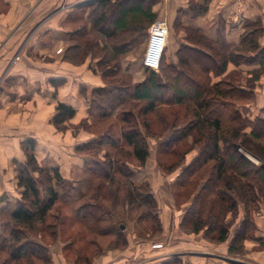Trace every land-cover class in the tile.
<instances>
[{
    "label": "trees",
    "instance_id": "1",
    "mask_svg": "<svg viewBox=\"0 0 264 264\" xmlns=\"http://www.w3.org/2000/svg\"><path fill=\"white\" fill-rule=\"evenodd\" d=\"M211 1L194 0L190 9L183 8L179 12L188 20L205 16ZM156 4V0H96L86 6L90 9L88 19L91 28H83L81 32L86 36H95L85 46L86 53L92 51V46L93 49L98 48L102 53L100 71L104 79L110 78L105 85L90 91L87 111L89 115L100 119L118 115L123 128L120 136L102 134L78 144L75 154L86 158L84 171L101 181L96 188L99 189L101 185L105 187L103 183H107L106 188L113 187L117 190L120 182L117 179L123 181L129 207L141 209L139 219L151 221L155 224L156 232L160 233L162 222L150 184L147 181L138 182L132 168L134 164L120 157L127 153L137 161L135 166L144 168L150 155L149 120L142 123L146 128L144 133L138 117L154 112L159 103L181 104L186 99H192L196 103L195 120L170 132L161 142L162 149L168 152L191 136L194 137L193 143L203 144L201 151L181 169L173 189L188 185L193 175L210 164L212 166L208 177L203 179L200 190L190 197L179 228L187 234L202 232L208 242L223 243L229 239L233 225L231 221H227V213L236 215L240 204H243L245 214L229 245V253L242 254L247 239L262 241V238L256 237L253 214L261 209L260 202L264 201V196L261 198L259 193L254 192L257 184L264 186V166L254 164L239 152V147L242 146L258 159L264 160V116L249 119L240 112L242 104L254 101L257 93L253 82L264 74V43L260 42L264 35V25L259 20L245 19L240 40L233 44L227 39L226 21L222 18L218 20L215 39L188 23L183 25L180 20L182 28L186 30L188 44L183 43L177 49L176 62L165 61L164 53L159 71L145 68L148 76L144 81L133 83L130 74L117 78L121 73V57L132 51L134 44L145 37L147 28L156 21ZM192 34H199L200 38L195 40ZM101 37L112 45H108V42L102 44ZM77 47L80 45L77 44ZM229 64L246 71L252 82L248 80L246 87L228 79L210 84L208 78H212L216 70L223 74ZM192 66L199 67L203 72V82L198 81L200 79H197ZM167 70L176 76L165 78L163 74ZM182 78L187 79L191 87L184 84ZM65 82L63 78L48 80L55 89ZM81 92L87 95L85 88ZM75 115L74 107L59 101L51 122L57 129H61ZM20 144L24 161L15 160L14 164L21 196L0 211V221H3L0 222V242L10 243L13 259L30 256L51 264L46 246L38 242L36 237L42 235L54 205L61 198L69 197L73 186L62 176L58 167L46 166L39 161L36 139L26 138ZM125 145L130 150L125 152ZM105 146L112 147L114 153L106 151L100 157ZM182 159L183 155L167 171L173 172L180 166L179 161ZM98 192L96 189L95 194L81 193L76 197L72 203L75 206L73 212L76 220L89 224L99 223L107 218L106 212L99 209L104 206L103 202L102 205L99 204L102 196ZM216 205L219 208H215ZM124 225L119 224L118 230L122 231ZM7 227H10L8 239L3 236V229ZM161 264L194 263L186 260L183 255L174 254ZM232 264L242 263L234 261Z\"/></svg>",
    "mask_w": 264,
    "mask_h": 264
},
{
    "label": "rangeland",
    "instance_id": "2",
    "mask_svg": "<svg viewBox=\"0 0 264 264\" xmlns=\"http://www.w3.org/2000/svg\"><path fill=\"white\" fill-rule=\"evenodd\" d=\"M95 1L96 0H34L28 8V13L23 17L19 25L23 27L22 29L27 31L30 28L29 38L31 34H39L40 32H43V30H49L44 32L45 35L47 34L44 40L47 45L46 47L48 48H45L44 50L36 48L34 50L32 48L30 51H27L25 55L26 58L31 61L30 64L38 67L40 70H50L53 76L54 74L57 76H64L62 74L65 72L67 74H80L88 79H94V81L100 84V86L105 85V82L109 81L110 78L104 79L100 71L102 68V61L100 60L102 53L98 48L93 49V46L91 47L92 51L86 53L87 47L85 46L95 36H86L81 32L83 31V28H91V23L88 19L90 9L86 6L91 5ZM156 1L157 4L154 6V10L158 14L156 21H165L169 25L165 61L172 63L174 59L176 60L175 52L180 48L181 44H188L185 38L187 35L186 30L182 28L180 23L181 20L184 25L188 23V19L179 11L183 8L190 9L192 4L194 5V0ZM200 2H202V0H200ZM225 23L229 25V28H232L240 23V21H234V19L229 18V22L226 21ZM242 25L243 23H241L240 27L238 25L239 28L236 35L239 36L237 40H229L233 44H237L240 40V34L243 32ZM148 30L149 27L146 30L145 37L134 44L132 51L121 57V73L117 78L123 77L124 74H130L133 83L142 82L147 78L148 74L145 72L142 59L148 45ZM50 34L51 36H49ZM191 36L195 40L200 38L199 34H192ZM263 39L264 35L260 38L261 43H263ZM100 40L102 44H107L108 42V45H112L111 42L102 37ZM0 42L1 50L7 41L0 39ZM77 44L80 45V47H77ZM100 46L101 44L99 43V47ZM192 68H194L197 79H200L198 81L203 82V72H201L197 66H192ZM163 76L170 79L174 78L176 75L170 70H167ZM211 77L212 78H208L210 84L221 79H228L233 81L234 84L246 87L248 80L252 82L247 72L241 70L240 67H236L234 64H229L227 70L223 74H220L216 70ZM111 78L114 79V77ZM57 79H62V77H58ZM182 80L184 84L191 87V83L187 79L182 78ZM8 81L11 82L12 80L8 78L4 79L3 86L5 85L8 88H11L13 85H6V82ZM253 85L257 92L264 93V74L258 81L253 82ZM64 86L65 83L57 89L51 86L53 88V98L56 100L54 101L55 106L51 105L49 108V106L45 105L42 107L46 112L52 113V116L49 119V123L52 125V130H48L49 132L47 131L51 137L48 138L57 141L60 145L61 143L62 145L65 143V154L68 156L67 162L68 164L72 163L75 165L76 162L74 161L71 152H73L74 149L75 153V147L78 144L91 140L95 136L102 134L109 133L120 136L123 123L120 121L118 115L100 119L97 116L89 115L87 111V114H82L83 117H73L63 124L61 129H57L51 120L56 113L57 102H59V99L61 98L60 96L64 94L63 91L60 94V91L63 90ZM83 88L87 90V95L81 92V96L86 97V99L87 97L90 98L91 90L86 87H81L80 90ZM70 90L72 89L70 88ZM2 92L3 90L0 88V95H2ZM171 96H173L172 93ZM29 103L31 102H28L27 104L21 103L22 105L19 106L18 109L21 118L25 116L26 121H28L27 116L30 115L29 113L36 112L35 115H37L39 108L36 104L29 107ZM251 109H253L252 111L254 112V115L251 113ZM136 110H138V108H136ZM9 111H11V107ZM195 111L196 103L192 99H186L181 104H157L154 112L149 113L147 116L143 115L144 117H138L144 133H146V128L142 126V123L145 120H149L147 123H149L148 129L150 131V135H148L150 155L145 167L138 168L135 166L137 161L133 159V157H129L127 153L122 155L123 157H120L122 160L128 161L132 165L134 164L131 166L135 172V179L138 182L147 181L150 184L151 191L158 203L159 216L161 213L158 202L160 197L168 200L169 203L173 202L175 207H177V211H181L183 214L185 208L190 202V197L193 193L200 190L204 181L203 179H206L210 173L209 170L212 164L193 175L188 185H180L173 189V184L181 169L187 166L192 158L201 151L203 144L202 142L193 143L192 141L194 137L191 136L173 146L169 152L162 149L161 142L163 138L168 136L170 132L183 128L189 122L195 120ZM240 112L243 116L248 117L249 119H254V117L257 116L255 115L256 113H258V116H264V95L259 97L255 96L254 101L242 104ZM45 115L47 117V113ZM35 118L37 119V117ZM30 120H33V117H30ZM38 123L39 122L36 121V126ZM29 131L30 129H23L21 135ZM44 133L45 132H43V134ZM262 142H264V140ZM124 148L125 152L130 150V147L126 145ZM106 151L111 154L114 153L112 147L105 146L100 157H102L103 153ZM239 152L256 165L264 162L263 159H258L254 154H251L242 148V146L239 147ZM181 155H183V159L182 161H179L180 166H178L173 172L169 173L167 168L175 166ZM69 157L72 158L70 159ZM79 157H82L85 162V157ZM61 159L60 155L56 154L54 158L52 157L46 162V166L57 167V164ZM18 162H23V160ZM83 168H81V170H77L76 168L72 171L69 170V177H64L62 175L65 179L71 182L73 189L71 190L69 197L61 198L54 205L48 215L47 224L44 227V231L41 233L42 235L36 237L38 242L46 246L48 255L51 258V264H156L158 261L157 256H159L158 254H161L160 250H163L162 247L155 248L156 244H161L163 246L162 243H164L166 253H170L173 251L189 249L188 246H185V249H181L183 242L187 243V241H190L189 237H193L195 240L204 239L207 241L203 237L202 232L198 236H195L197 234H187L184 231L182 232L179 228L178 233L173 231V226H171V229L169 227L165 236H163V223L162 232H156L154 223L145 219H139L141 209L137 208V211V209L130 208L127 204L123 181L117 179L118 182L120 181L117 190L113 187L106 188L107 183H103L105 187L101 185L98 189V187L96 188V185L101 182L99 181V178L84 171ZM4 174L6 176V184L4 186L0 184V211L8 203L11 204L12 201L21 196L20 189L17 186V170L13 162L9 164V169L5 170ZM168 184H170L169 189ZM256 186L257 188L254 189V192L256 191L259 193L262 198L264 196L262 195V193L264 194V186L260 184H257ZM96 189L97 191L99 190L98 194L102 196L100 199L101 203L99 204L102 205L103 202L104 206H100L99 209L106 212L107 218L99 223H81L74 217L73 208L75 206H73L72 203L79 194H95ZM236 192L239 193V190H236ZM167 206L171 208L170 204H167ZM260 206L263 208L264 201L260 202ZM215 208H219V206L216 205ZM177 211L176 213H178ZM242 211L244 215V206L243 204H240L236 215H232L230 212L227 213V221L229 220L233 224L229 237L234 234H232V229L236 225L237 220L239 221V219L241 220L243 218V215L240 217ZM170 218L171 213L166 220ZM121 223L125 225L123 230L119 231L118 225ZM9 230L10 227L3 229V236L7 239L10 238ZM209 243L218 245L213 242ZM0 246H3L0 248V264H45L42 259L37 257L28 256L22 257L19 260L13 259L11 257L12 248L10 243L0 242ZM246 251L248 250H246L244 243L242 254H239L240 256H237V258H241ZM180 255H183L186 260L197 256L196 254H192V251L191 253ZM168 258L169 257H167V259ZM243 260L246 262L247 259L242 257L238 261L242 262ZM249 263L260 264L254 261Z\"/></svg>",
    "mask_w": 264,
    "mask_h": 264
},
{
    "label": "crops",
    "instance_id": "3",
    "mask_svg": "<svg viewBox=\"0 0 264 264\" xmlns=\"http://www.w3.org/2000/svg\"><path fill=\"white\" fill-rule=\"evenodd\" d=\"M33 1L0 0V39L7 41L0 50V88L3 90L2 95H0V184L3 186L6 184L4 172L9 169V164L11 162L14 163L15 160L24 161L20 142L26 138L36 139L37 157L42 164L46 165V162L52 157L54 158L56 154L60 155L62 159L57 164V167H59L64 177H69V170L72 171L74 168L81 170L83 168L84 159L75 155L74 149L71 153L76 164H68V156L65 154V143L60 145L57 141L48 138L51 137L47 131L52 130V125L49 123L52 113L46 112L43 107L45 105L49 106V108L51 105L55 106L54 101H56L53 98V88L48 83V80L53 77H62L66 80L63 90L60 91V94L62 91L64 94L62 96L59 95L61 97H59V101L74 107L76 109L75 117L87 114L89 108V97L86 99V97L81 96L80 88L86 87L92 90L100 86L94 79H88L80 74H67L65 72L66 74H62L64 76H57L56 74L53 76L50 70H40L30 64L31 61L26 58L25 53L32 48L34 50L35 48L43 50L48 48L44 40L47 34L45 35L44 32L49 31L43 30V28V32L31 34L29 38L30 28L27 31L19 25L23 17L28 13V8ZM219 18L227 22H229V18L234 19V21H240L232 28H229V25L226 24L227 39L231 41L237 40L239 35H236V32L245 19L259 20L264 25V0H212L207 15L188 20L187 22L194 28L202 30L205 35L215 39L217 37ZM262 42L264 43V39ZM176 60L174 59L173 62H176ZM7 78L12 80L11 82H6V85H13L11 88L3 86V80ZM256 93L258 97L264 95V93L257 91ZM28 102H31L28 104L29 107L34 104L39 106V108L43 107L41 109L38 108L37 115H35L36 112L29 113L31 116L28 115V121H26L25 116L21 118L18 109L23 103L27 104ZM10 107L11 111H9ZM252 110L251 113L254 115ZM255 115L258 116V113ZM30 117H33V120H30ZM36 121L39 122L37 126ZM23 129H30V131L21 135ZM43 132L45 133L43 134ZM72 157L69 158L71 159ZM170 184H168V189ZM158 202L161 210L160 218L164 228L163 236H165L169 227L171 229V226H173V231L179 233L178 229L183 215L182 212L177 211V207H175L173 202L169 203L164 198L160 197ZM167 204H170L171 208ZM170 213L171 218L166 220ZM242 215L243 211L240 217ZM253 218L256 224V237L262 238V241L257 239H247L245 241V248L248 251L241 258H246V262L244 260L242 262L238 261L241 258H237V256L240 255L229 253L230 240L233 236L231 235L229 240L218 245L209 243L204 239L195 240L193 237H189L190 241H187V243L183 242L181 245V249H185V246H188L189 249L170 253H166L165 245L162 243L163 250H160L161 254H158L156 264H161L165 258L167 259L171 255L191 253V251L192 254L197 255L194 258H190L191 260L189 259L194 264H232L234 261L242 264H251L249 262L253 261L264 264V206L253 214ZM239 223L240 219L239 221L237 220L236 225L232 229V234L234 229L236 230L239 226Z\"/></svg>",
    "mask_w": 264,
    "mask_h": 264
},
{
    "label": "built area",
    "instance_id": "4",
    "mask_svg": "<svg viewBox=\"0 0 264 264\" xmlns=\"http://www.w3.org/2000/svg\"><path fill=\"white\" fill-rule=\"evenodd\" d=\"M169 34V25L165 21L157 20L150 25L148 30V45L142 59L145 68L158 71L163 55L165 53ZM1 45V42H0ZM258 165H263L259 163ZM161 244H156L155 248H161Z\"/></svg>",
    "mask_w": 264,
    "mask_h": 264
}]
</instances>
